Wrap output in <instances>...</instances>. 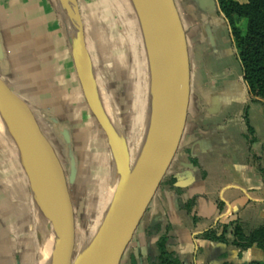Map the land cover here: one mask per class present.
Here are the masks:
<instances>
[{
  "label": "crops",
  "instance_id": "0c3cea01",
  "mask_svg": "<svg viewBox=\"0 0 264 264\" xmlns=\"http://www.w3.org/2000/svg\"><path fill=\"white\" fill-rule=\"evenodd\" d=\"M174 2L190 61L186 122L167 183L148 206L144 221L120 264H155V243L166 228L169 248L181 264L264 263V251L256 246L240 251L230 243L199 238L217 224L237 221L246 233L264 224V100L251 94L244 79L231 25L221 12L218 0ZM67 3L72 1L0 0V89L27 113L51 145L68 192L79 170L72 131L77 127L84 140H90L87 145L93 144L94 150H100L97 170L108 171L107 193L111 195L118 173L114 171L108 137L81 89L77 72L80 58L76 47L77 29L75 24L74 29L71 26L73 14L65 13L61 6ZM133 18L131 26L135 28V35L132 36L136 40H126V52L129 47L133 53L139 51V61L144 66L142 33ZM83 34L89 78L103 97L95 84L94 75L99 69L91 57L84 29ZM119 58L122 60L117 56L111 62L115 84L111 98L114 102V98H123L125 106L121 105L126 108L127 117L123 119L116 109L113 111L108 96L103 98L114 115L108 116L120 129V145L129 149L124 132L128 126L125 128L123 121L129 123L135 113L131 104L140 74L134 56L133 61L127 56ZM155 58L153 54L149 82L146 77L142 80L145 111L151 99ZM12 134L0 114V264H37L43 236L50 231L56 236L55 215L45 214L44 227L35 223V198L26 162ZM109 197L89 208L92 216L102 207L92 227ZM70 200L75 228V223L84 221V218L78 220L79 216L85 217L87 213L83 206L76 207L71 197ZM189 202L192 214L201 218L195 225L185 210ZM92 227L78 241V246L84 243ZM73 239L76 255V231Z\"/></svg>",
  "mask_w": 264,
  "mask_h": 264
},
{
  "label": "water",
  "instance_id": "95a60500",
  "mask_svg": "<svg viewBox=\"0 0 264 264\" xmlns=\"http://www.w3.org/2000/svg\"><path fill=\"white\" fill-rule=\"evenodd\" d=\"M127 1L143 25L146 35H142L145 52L149 48L156 55L150 81L153 103L152 144L147 157L141 158L136 165L127 147L122 145L116 148L117 140L109 119L94 96L89 81L83 26L77 7L73 5V19L77 29L76 47L80 57L77 72L81 89L88 106L104 129L109 144L115 147L120 168L114 191L85 241L81 261L82 251L79 255L74 254L71 200L55 152L27 113L0 89V114L18 141L25 162L37 164L50 191L49 197L56 203L52 210L56 223L55 264H120L171 165L183 134L189 99L190 61L185 32L175 2ZM146 107L145 116L149 103ZM24 134L29 136L26 145ZM53 165L57 171L56 180L52 175Z\"/></svg>",
  "mask_w": 264,
  "mask_h": 264
},
{
  "label": "rangeland",
  "instance_id": "374dc122",
  "mask_svg": "<svg viewBox=\"0 0 264 264\" xmlns=\"http://www.w3.org/2000/svg\"><path fill=\"white\" fill-rule=\"evenodd\" d=\"M236 1L245 2L244 0H236ZM70 4L68 3L69 13H70ZM72 4L76 5L77 10L79 12V16H80L79 18L81 20L84 29L85 39L87 45H89L90 47L89 50L91 57H93L97 62L96 65L98 67L97 69H99V73L94 75V78H96L95 84L98 86L97 89L99 88L100 90L99 92L103 94V97L108 96L110 98L113 111L116 109L115 111H118V113H120L119 115L123 119L127 117L125 113L126 108H123L125 106V102L123 98H114L115 102L111 98L112 92L113 90H115V84L111 76L113 72L112 71L113 65H111V62L113 58L115 59L117 58V56L119 60H122V58L120 59L119 56L122 57L127 56V58H129L131 61H133V56L135 57L136 66L139 69L138 74H140V77L137 81L139 87L136 89V93L134 92L135 95L133 96L131 109L133 110V113L135 112L136 114L135 113L133 114V118L130 119L129 123L128 121H123V126L125 125V128H127L126 126H128V129L124 130V132L127 133L129 150L132 151L135 140L137 138V134L139 132V129L141 128V124L144 121V117H145V106L142 97L143 95L142 92L144 89V88L142 89L143 75H142V66L139 61V57H140L139 51L136 50L133 53V51L131 50L132 48L129 47L128 52H126L127 43H128L126 40L127 39L136 40V36L134 38L132 36L135 35L134 34L135 28L131 26V22H132L131 18L135 15L127 0H73ZM74 24L75 22L73 19L71 21V26L73 29H74ZM240 25L241 28H245V21L242 20ZM133 49H135V46ZM114 95L116 96V94ZM123 103L124 106L121 105ZM107 109H108V115L111 118H113L114 115L112 113L111 106L110 108L108 106ZM72 131H73L75 150L79 158L78 160L79 170L75 183L73 185H70L69 196L72 199V203L76 207L79 206L80 208V206H83V208H85L84 213L85 214L87 213L85 217L84 214L83 217L79 216L78 220H82L84 218V221L81 224L75 223L74 231L77 232L76 241L78 246V241H80V239L83 237L85 232H87L92 227L97 215L99 214L102 208L101 207L99 209V212H97L96 209H95L96 211L93 210L96 213L92 214V216H89L90 213L92 212L91 210L95 207V205L96 206L99 205L95 203L97 202L102 203L103 199L105 200L104 197L106 196L109 197L110 195L107 193L109 192L110 180L107 173L108 171L105 170L101 171L102 174L99 175L101 172L97 170V164L99 163V159H100L99 156L100 150H94L93 144L87 145V142L89 143L90 140L87 142L86 140H84L85 137L82 134L80 135L81 129L74 127ZM94 147L97 148L96 145H94ZM148 151L149 149L144 154L145 157H147ZM177 155L178 154H175L170 167L172 166L173 162H175V160L177 159L178 157ZM170 167L165 177L163 178L159 189L156 191L157 195L158 194L160 195L161 189L167 183L168 175H169L168 172L170 170ZM155 196L153 197L149 205L152 204L153 200L154 201L156 200ZM105 203H107V200L104 202V204ZM185 210L187 211L189 220L192 222L193 225L201 221L200 217H196L195 215L192 214L191 207L185 208ZM145 215L146 213L143 215L141 222L134 234H136L142 222L144 221ZM83 247L84 245L78 246L76 250V255H79Z\"/></svg>",
  "mask_w": 264,
  "mask_h": 264
},
{
  "label": "trees",
  "instance_id": "16d2710c",
  "mask_svg": "<svg viewBox=\"0 0 264 264\" xmlns=\"http://www.w3.org/2000/svg\"><path fill=\"white\" fill-rule=\"evenodd\" d=\"M218 0L221 12L228 19L244 79L253 96L264 100V0ZM245 21L241 28L239 21ZM189 202L185 208H189ZM167 228L155 243L157 252L155 264H181L176 254L169 248ZM199 238L223 244H231L240 251L252 246L264 251V224L246 233L243 226L235 221L217 224L199 235ZM230 239V240H229ZM250 264H264L253 262Z\"/></svg>",
  "mask_w": 264,
  "mask_h": 264
},
{
  "label": "bare ground",
  "instance_id": "6f19581e",
  "mask_svg": "<svg viewBox=\"0 0 264 264\" xmlns=\"http://www.w3.org/2000/svg\"><path fill=\"white\" fill-rule=\"evenodd\" d=\"M61 6L63 8L62 10H64L65 13L69 14L68 3L61 5ZM70 13L73 14V4L72 3L70 4ZM132 15H133V13H132ZM67 17H69V16H67ZM135 18H136L135 21H137L136 23L138 24L139 30L141 31L142 35L144 37H146L145 32L142 29L143 25H141V22L139 21V19L137 18L136 15H135ZM145 45H146V43H145ZM146 47L148 48V42H147ZM154 53H153V50L149 51V48L146 49V52H145V48H144V60L145 61H144V66H142V75H143V79L147 76L146 79L148 82H149L150 72H151V69L153 67V54ZM89 81L91 84V88L94 92V95L97 98V102L99 103V105L101 106L103 111L108 116V111H107V107H106V103H105L104 98L95 89L96 87H94L90 78H89ZM147 88H148V86H147ZM152 107H153V103H152V99H151L149 107H148L147 115L145 116L144 121L141 124V128L139 129V132L137 134V138L135 140L134 147H133L132 151H130L134 165H136L138 160H140L144 156L146 151L149 148H151V144H152V129H151V126H152V119H151L152 118ZM108 118H109L111 125L113 127V135L115 138H117L116 139L117 140L116 148L118 149L121 146L120 145L121 144L120 139H119L121 137L120 132H119L120 129H119L118 125L116 124V122L114 121V119H111L109 116H108ZM2 130H3V128H2ZM27 142H28L27 134H24V143H25L24 145H26ZM111 154H112V162H113L114 171H115V173H118L120 170L118 155L116 154L115 147L113 145H112V153ZM27 162L28 163H26V166H27L26 169H27L29 176H30L31 187H32L34 198H35V215H36V218H34V219L37 220V221H35V223L38 222L37 226L39 225L40 227H44L46 225V215L45 214L49 213L52 215L53 214L52 210L55 208L56 203L54 201H53V205L51 203V198L49 197L50 193H49L48 187L46 186L47 184L44 183V180L41 176V173H40V170H39L37 164L33 165V164H30L29 161H27ZM52 175L56 180L57 179V171H56V168L54 165H53ZM112 186L113 187H112L111 195L114 191L115 185H112ZM57 191H58V189H57ZM111 195H110V197H111ZM110 197L108 199H110ZM89 234H90V232H89ZM89 234L87 235V237L89 236ZM53 236H55L54 232L50 231V233L45 234V236H43L41 245L38 243L40 245V249H39V254H38V258H37L38 259L37 264H55L54 258H55V253H56V240L54 241ZM87 237H86V239H87ZM55 238H56V236H55ZM86 239H85V241H86ZM85 241L82 245L85 244ZM83 252L84 251H82V253L80 255V258H81L80 261L83 258Z\"/></svg>",
  "mask_w": 264,
  "mask_h": 264
}]
</instances>
